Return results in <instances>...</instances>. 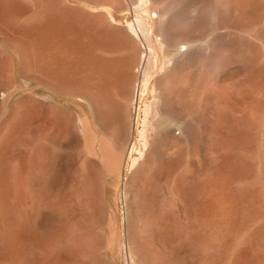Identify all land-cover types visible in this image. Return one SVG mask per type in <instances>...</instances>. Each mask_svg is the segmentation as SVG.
<instances>
[{
	"label": "bare ground",
	"instance_id": "6f19581e",
	"mask_svg": "<svg viewBox=\"0 0 264 264\" xmlns=\"http://www.w3.org/2000/svg\"><path fill=\"white\" fill-rule=\"evenodd\" d=\"M92 1L117 12H134L136 20L122 27L112 21L110 9L91 11L59 0H27V9L21 0H0V32L17 50L24 81L52 84L86 99L111 139L110 147L103 142L99 146L101 160L82 152L77 125L83 122L66 105L34 143L32 159L20 152L10 164L9 144L39 120H33L38 116L30 103L33 94H21L5 81L0 90V264H115L94 251L97 240L90 227L102 204L98 191L100 198L92 191L99 172L118 178L127 174L131 264H261L264 91L254 87L256 82L251 85L250 75V82L242 77L249 85L239 82L229 90L220 82L219 65L208 64H219L217 50L248 55L260 48L264 76V0ZM223 14L230 15L233 28L225 35ZM141 35L148 40L147 49ZM209 49L216 51L210 55L215 59L206 55L211 62L205 59ZM143 53L142 89L154 76L155 120L166 117L171 124L153 122L139 159L127 101ZM247 55L245 64L251 59ZM237 98L253 117L247 120L243 113L240 123L233 124L228 119L234 113L231 101ZM71 130L79 138L78 169L69 167L75 159L68 150ZM130 142L133 159L128 164Z\"/></svg>",
	"mask_w": 264,
	"mask_h": 264
},
{
	"label": "rangeland",
	"instance_id": "374dc122",
	"mask_svg": "<svg viewBox=\"0 0 264 264\" xmlns=\"http://www.w3.org/2000/svg\"><path fill=\"white\" fill-rule=\"evenodd\" d=\"M15 1L20 3L19 2L20 0H15ZM23 1H24V3H22V0H21L20 4L21 5L23 4L27 9H29L31 4L29 6H27L26 3H29V2H27V0H23ZM59 1L61 3L65 1V3L67 2L69 5L71 4L73 6H79V7L87 8L88 10H91V11L103 10V11L107 12L110 9V11L114 14V19H112V21L115 24L122 26V27L128 26L129 24H131V22L136 20V15L133 14L134 12H131V11L129 13L128 12H117L116 10L110 8V6L108 4L94 3L92 0H59ZM126 14L128 17L126 16ZM226 15L223 14V17L225 16L226 18L225 17L223 18V20L224 19L225 20L223 21V26L221 28L222 29L221 32L224 35H225L226 31L233 29L231 26H229L230 15L229 14H226ZM226 19H227V21H226ZM236 25H237V27H239V26L241 27V23H238V21H237ZM140 39L143 43V44L142 43L141 44L144 47V49L145 48L147 49L148 40L146 39V37L141 35ZM220 48H219V50H220ZM222 48H224V47H222ZM212 50L213 49H209V50L205 51V59H206V55L208 54L207 59H209L211 57L210 59L212 60V57L214 56V53L216 52V51H212ZM260 50L261 49L258 48V51H256V52L254 51L255 53L252 52V53L248 54L249 56L245 53L234 54L236 56L241 55L242 57H245V55H247L249 58H251L250 60H248L246 62V64L244 62L246 61L247 57L241 58V56H238L236 58L228 50H225V48L222 49L220 51V53H218L219 51L217 50V54H219L217 57L221 56V58H219L220 59L219 64H217L218 62L213 64L215 62L214 60H212L213 63L211 62V60L206 59V61L211 62V64H208V66H211V68H215V67H217V65H219V68H221V72L219 73V75H220L219 79H220V82L222 85H225V84L228 85V87H226V88H228V89L233 88V87L236 88L239 86V84H240L239 82H241L243 85H247V84L249 85L250 83L252 85V83L256 82V83H254L256 86H254V84H253V86L258 87L257 88L258 90H260L262 88V90L264 91V89H263V87H264V84H263L264 76L262 73H260V71H262L261 70V65H262V56L261 55H262V53L260 52ZM228 53L231 56L228 55ZM256 53H259L257 58H256V56H257ZM211 54H213V56H210ZM252 54H254V55H252ZM215 55H216V53H215ZM143 56H144V53L142 55H140V58L138 60L139 63L137 62L138 64H137V71H136V77H135L136 82H135V80L133 81L135 83L132 82L134 84V90H132V88H131L132 95H131V91H130V96L132 98L129 96L130 98H128V101H130V102L127 101V107H128L127 109L129 110L128 113H129L130 121L133 125L134 131H136L134 143L136 142L135 146L137 148L136 151L138 153L135 156L137 157L140 155L139 159L142 158V156L144 154L142 152L144 151L145 147H147V140L149 139L148 135H149L150 128H151L153 122H155L157 120L156 123L158 125H160L161 127L168 126L171 124V120L169 118H166V117L165 118L160 117V118L155 120V118H156L155 116L157 115V112H156V95L154 96L155 91L153 90V88L151 86V82H152L154 76L151 77V82L148 84V88L145 90L142 89V88H144V80H145V73H144L143 68L145 67V64H146V59ZM208 56H210V57L208 58ZM252 57H254V58H252ZM215 58L213 57V59H215ZM12 59H13V61H12ZM236 59H238L239 61ZM242 59H244V60L242 61ZM240 61H242V62H240ZM0 62H1L0 63V88H1L0 90H3L5 88L6 82L9 81L10 83L15 84V86L17 88L19 87L21 94L25 93V94L30 95L32 93L33 94V95L31 94L32 95L31 97H33L32 100L30 99V96H29L30 103H31V105H33L32 107H34V110H33L34 115H36L35 110L37 111L36 113L38 114V116L36 115L37 117L34 116V118L35 117L36 118L35 119L33 118V120H35V122H37L39 120L38 121L39 124L35 123L36 125L38 124L37 126H35L34 123H31V126L34 124L33 126H35V127L29 126L28 130H25L22 133V136H20L19 138H17L13 142H11V145L9 144V146H8L9 148L7 150V153L9 154L11 152V149L15 153V155H12V154H14L13 152L10 153L11 158L7 154L8 158H9L8 161L11 159L9 161L10 164L13 163V161L19 155L20 152L22 154L27 155L26 157L29 160H30L31 155L34 156V152H33L34 151V143L36 142V140L38 138H40L43 135V133H45L48 130V128H51V123H53L54 122L53 120H55L54 115L57 118L59 109L62 106L65 107L66 105H67L66 108H69L72 111L78 112V114L80 115V118L83 122V125H80V124L77 125V131L79 132V134L83 140L82 141L83 144H81L82 145L81 151L85 152V153L91 152V153H93L92 154L93 156L96 154L95 158L98 156L96 159H98V160L102 159V154H101L99 146H100L101 142H103V143H105L106 147H110L111 146V143H110L111 139L108 136H106L105 132L103 133L104 130L97 123V120H96V117L94 114V110L91 107V104L86 101V99H83V98L81 99L79 97H76L75 95H72V94L68 95L67 93L65 94L64 92H60V90L56 89L55 85H52V84H50L48 86L46 83H43L40 81H35V80L34 81L30 80L28 82H25L23 77H22L21 63L19 60H17V50L15 49L14 46L10 45V43L7 42V40H5L3 38L1 32H0ZM207 63L208 62H206L205 64H207ZM258 66L260 69L258 68ZM223 67H225V68H223ZM7 69H9V70H7ZM5 70H6V72H5ZM258 73L261 75H258ZM7 74H8V76H7ZM248 75H250V77ZM247 76L249 78L254 79V80H256V78H257V80L254 81L251 79L252 81L250 82V79H248V81H247V78H248ZM260 76H262V78ZM230 77H231V79H230ZM223 79H225V80H223ZM242 79L244 81L246 80L247 82H250V83H247V84L243 83L244 81ZM235 80L237 81V83H235L236 82ZM259 83L262 85H260ZM258 84L260 87L258 86ZM22 88H24L23 89L24 92H23V90L21 91ZM48 88H50V89H48ZM52 88H53V90H52ZM28 90H29V92H28ZM71 95H72V97H71ZM68 99H70V100H68ZM119 99H121V98L119 97ZM237 99L235 101H234V99L231 101V103L235 102V105L233 107L234 113H233V117L228 119V121H230L233 124H236V123L239 124L240 123L239 118L242 117L243 113H244L243 116L245 118H247V120L251 119L253 117V111L251 109H249L248 107H246L245 105H243V102H240V99H238V100ZM1 100H2V98L0 95V112L2 113V111L4 110V104H3V100L2 101ZM121 100H123V99H121ZM236 101H237V103H236ZM44 104H46V105H44ZM10 105H11V103L8 105L9 110L11 109ZM238 106H240V107H238ZM1 108H3V109H1ZM243 108H245L246 111L243 110ZM239 109H241L242 111ZM247 109H248L250 115H249ZM1 116H2V114L0 115V117ZM236 117H237V119H236ZM1 118H0V121H1ZM36 119H38V120L36 121ZM45 119H46V121L49 119V121L45 122L44 121ZM160 119H161V121H160ZM158 120H159V122H158ZM43 122H45V123H43ZM221 128L222 127H216V130L219 131V130H221ZM44 130H45V132H44ZM70 133L71 134H69V138L71 137V139H69V141H68L70 148L68 150L71 152V155L73 157H75V159L73 158V160L69 164V167H70V169H78V167H80V162H81V161L77 160L78 157H79L78 158L79 160H81V158H80V154L79 153L77 154V152H76V151L81 152L79 145H78L79 144V138H78V135L75 131L71 130ZM143 141L146 144H144ZM98 142H99V144H98ZM128 146L129 147H127L126 152H125V158L128 157V164H130V162L133 159V156H129V153L132 149V142H130ZM189 149H190V146L187 145L186 150H185L187 156L189 153L188 152ZM12 156H13V158H12ZM187 156L185 158H187ZM31 159H32V157H31ZM128 171H129V169L127 167L126 172L128 173ZM103 174H106V176ZM97 176H99V177H97V180H96L97 185H95L93 187L94 189L92 192L95 193L94 190L96 189L98 191L96 193H98V195L101 196V198L99 196H97V194L95 193L94 196H97L100 199L95 197V199H93V202L95 201V204H98L100 202L102 204V209H101L102 211H99L97 209V211L95 212V215H94V221H97V222L96 223L94 222V225L90 227L91 229L92 228L94 229V230L92 229V234L94 233L93 236H96L95 239L97 240L94 251H95L97 256H99V257L100 256H106L109 259H111L115 264H131L130 255L128 253L129 249H128V242H127V235H126L127 222H128L127 216L129 215V208H128L127 200L125 198L126 196H125V188L124 187H125V180L127 178V174L123 175V177H121V178H118L116 175H111V174H108L106 172H104V173L99 172ZM26 190L28 191L27 188H26ZM27 191H25L26 192L25 197H28V198H26V201L28 202L29 201V196H28L29 191L28 192ZM92 198H93V196H92ZM96 199H99L100 201L99 200L97 201ZM96 201L98 203H96ZM104 202L106 204H103ZM103 205H105L104 208L106 210L103 208ZM101 216H102V218H101ZM97 217H100V218H97ZM95 218H96V220H95ZM99 219H101V220H99ZM104 221H105V224L103 223ZM101 241L102 242L104 241L103 247H101L102 245H100V244H102ZM263 261H262V263H263ZM101 263H103V260H101Z\"/></svg>",
	"mask_w": 264,
	"mask_h": 264
}]
</instances>
